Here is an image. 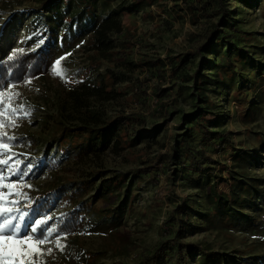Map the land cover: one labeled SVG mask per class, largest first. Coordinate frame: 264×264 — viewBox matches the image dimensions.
Segmentation results:
<instances>
[{"label":"trees","instance_id":"trees-1","mask_svg":"<svg viewBox=\"0 0 264 264\" xmlns=\"http://www.w3.org/2000/svg\"><path fill=\"white\" fill-rule=\"evenodd\" d=\"M34 1L37 12L33 14L34 25L27 37L28 44L34 46L30 49L26 45L14 48L0 58V92L3 93L0 99L5 109L10 110L18 97L6 91V85L23 86L42 79L52 81L58 88L52 101L56 108L53 122L49 127L48 122H44L46 135L36 134L35 137L27 132L15 140H5L11 149L24 150L20 153L24 158L19 161L21 174L31 165V171L17 188L20 193L28 191L25 194L29 196V203L23 212L28 213L33 221L49 218L45 227L55 228V234L64 237L59 243L63 245L62 249L55 245L61 256L59 260L53 257L55 264H94L108 250L116 255L133 252L128 264H193L194 260H198L197 264H246V259L217 255L208 246L184 240L195 212L182 198L164 220L160 238L141 251H137V246L116 229L131 208L135 186L138 188L146 177L156 183L163 175L164 181L171 185L181 176L192 189L203 191L211 208L205 219L211 226L218 221L225 229L231 228L240 215L245 225H259L264 230L263 218L258 215L250 217L243 211L245 207L259 211L264 206V190H260L257 184L259 179L248 177L242 169L249 155L241 156L237 151L233 154L235 163L229 171V191L225 193L218 185L226 180L222 177L226 167L217 168L218 163L210 153L221 147L223 150L233 148V142L229 132L214 130L220 124V115H217L216 106L208 94L215 93L225 81L234 85L236 80L238 86L232 97L242 108L238 111L241 122L247 125L255 122L256 117L253 104L244 93L247 82L244 75L237 72L239 66L244 68L250 64L255 68L256 79L264 87V63L254 64L243 54L242 47H234V41H241L243 32L237 29L236 16L230 9L233 0H171L173 13L183 11L189 23L199 25V28L190 34L192 44L185 54L166 56L165 61L160 56L142 53L140 49L145 47V37H137L130 28H125L120 18L122 11L139 12L160 0ZM247 1L241 0L249 4ZM12 2L6 0V4ZM98 18L101 20L97 22ZM81 34H87L83 46L87 65L79 66L69 75L56 67L53 72L58 46L73 45ZM135 47L138 48L134 50ZM209 55H213L212 59ZM13 56L14 59H9ZM134 56H138L135 61ZM104 64L106 68L101 73L99 69ZM166 66L170 68L168 75L172 79L191 84L187 87L190 97L198 102L191 113L182 115V125L179 126L182 133L176 135L170 149L155 155L145 167L127 173L106 177L98 167L87 172L77 171L75 176L74 170L67 167L70 160L76 164L91 158L98 160L107 151L112 154L128 151L129 156L137 158L134 148L138 144L145 140L146 145L155 142L160 128L150 127L142 110H120L108 115L103 105L131 94L132 99L144 108L149 100L148 83L153 78L161 82L167 75ZM137 71L142 74L141 80H131ZM119 82H125L127 87H117ZM158 87L160 89V85ZM181 88L178 91L182 93L184 87ZM153 92L161 103L153 111L154 116L165 120L163 91L154 89ZM2 118L5 126L0 127V132L9 136L6 131L17 127H8L7 124L16 123L20 127L28 123L29 116L16 119L4 115ZM41 175L45 180L37 183L36 179ZM10 179L15 182L19 176ZM100 227L108 230L112 237L106 250L68 253V247L74 244L71 236L89 234Z\"/></svg>","mask_w":264,"mask_h":264},{"label":"rangeland","instance_id":"rangeland-1","mask_svg":"<svg viewBox=\"0 0 264 264\" xmlns=\"http://www.w3.org/2000/svg\"><path fill=\"white\" fill-rule=\"evenodd\" d=\"M247 2L249 4H245L241 0L230 1V9L236 16V27L243 32L241 41L240 39L234 41V47H242L240 49L243 50V54L247 55L246 57L254 64L264 63V0H248ZM35 6L34 0H13L10 4H6V0H0V58L14 48L26 45L30 49L31 46H34L32 43L28 44L27 37L34 25L32 23L35 20L33 14L37 12ZM173 11L174 4L171 0H160L151 8L141 9L139 12L122 11L120 18L124 22L125 28H130L137 37H145V41H143L145 47L140 49L142 53L160 56V59L165 61L166 56L181 57L185 54L192 44L190 34L198 31L199 28V25L189 23L187 15L183 11L176 12V14ZM99 20L101 18H98L97 22ZM126 23L128 25L125 26ZM86 38L87 34H81L73 45L58 46L55 62L60 60V64H55L56 70L69 75L75 72L79 66L87 65L86 55L83 51ZM137 48L135 47L134 50ZM208 57L212 59L213 55ZM132 59L135 61L138 56H134ZM246 66L244 68L239 66L237 72L240 71L246 78L247 87L243 90L250 104H253L255 122L244 125L240 120L238 111L242 108L232 97L238 86L236 80L234 85L225 81L224 86L216 89L215 93L208 94L216 106L217 115H220V124L214 130L229 132L233 142V148L223 150L221 147L217 152H210L211 157L218 163L217 168L219 166L226 167L222 173V177L226 180L218 185V188L225 193L229 191L228 174L235 163L232 161L235 151L239 152L241 156L249 155L242 169H245L248 177L259 179L257 184L260 186V190H264V87L263 83L256 79L255 68L250 64ZM105 68L106 65H102L99 69L100 72L103 73ZM166 68L167 75L161 82L153 78L148 83L149 100L144 108L132 99L131 94H128L131 97L122 96L103 105L108 115L120 110L126 112L130 109L142 110L147 117L148 125L160 128V134L156 135L155 142L146 145L145 140L138 144L134 148L137 158L129 156L128 151L122 154H112L107 151L98 160L91 158L80 164L70 160L67 162V167L74 170L76 174L72 173L75 176H77V171L87 172L98 167L105 172L106 177L127 173L131 169L145 167L155 155L170 149L173 139L177 134L182 133L179 128L182 125V115L191 113L198 102L190 97V90L187 87L191 84H183L177 78L172 79L168 75L170 68L168 66ZM141 78L142 74L137 71L132 75L131 80L140 81ZM125 85V82H119L117 87L125 89L127 87ZM183 87L182 93L178 91ZM4 89L18 97L16 104L10 108H16L21 104L31 107L28 123L6 131L7 134L14 137L27 132L35 137H37L36 134L46 135L47 129L44 127V122H48V127L51 126L52 116L56 111L52 104L55 94L58 92L55 84L49 80L39 79L23 86L10 87V85H6ZM154 89L163 91L162 104L166 105L167 116L165 120L154 116L153 111L157 110L161 104L154 97ZM246 107L244 106V108ZM48 114L51 116L46 117ZM23 151V148H10L7 155L15 157V160L10 163L15 165V161L24 159L20 155ZM7 155L4 158H7ZM4 167H0V170ZM242 169H237V171L240 172ZM5 175L8 173L5 172ZM44 178L45 176L41 175L36 179V182H44ZM177 180L174 185H171L164 181L163 175L158 177L156 183L149 181L146 177L138 188L135 186L131 208L125 213V217L116 229L126 236L130 243L137 246V251L151 246L160 238L164 220L169 211L178 203L179 198H182L195 212L191 219V227L184 235L186 242L208 246L210 251L217 255L231 256L235 260L246 259V264H264V230L261 226L245 225L243 217L240 215L231 228L225 229L218 221L211 226L205 219V215H210L211 208L204 199L203 191L192 189L181 176H178ZM27 192L19 196L7 197L10 201H16V203L7 205L14 214L23 212L24 206L29 203ZM243 211L247 212L250 217L258 215L264 219V206L259 211L246 209V207L243 208ZM57 236L59 235L54 233L50 242L38 245L40 253L28 256L26 264H55L54 258L57 260L61 258L55 249V245L58 244ZM59 237V243L64 241V237ZM70 239L74 244L72 247H68V253L72 254L84 250L91 253L104 251L112 241L109 231L103 230L102 227L94 229L89 234L73 235ZM49 249H52L50 254ZM132 257L133 252L128 255L125 253L116 255L108 250L106 255L101 256L94 264H128ZM197 262L198 260H194L193 264H197Z\"/></svg>","mask_w":264,"mask_h":264},{"label":"snow or ice","instance_id":"snow-or-ice-1","mask_svg":"<svg viewBox=\"0 0 264 264\" xmlns=\"http://www.w3.org/2000/svg\"><path fill=\"white\" fill-rule=\"evenodd\" d=\"M15 57H9L14 59ZM60 64V60L55 62ZM55 72V66L53 67ZM58 74V73H57ZM11 87V85H10ZM3 93L0 92V98ZM19 114V115H17ZM31 114V107L21 104L16 108L7 110L4 107L3 100L0 99V127L5 126L4 115H11L16 119L26 118ZM8 127H18L16 123L9 122ZM14 136H7L6 133L0 132V166H5L0 170V264H26V258L36 253H40L38 245L50 242V238L57 231L53 227H45L49 218H38L33 221L32 217L26 212L13 213L8 204L16 203L7 199L9 196H19L22 193L17 188L22 185L24 177L31 171V165L28 171L21 174L20 162L15 161V166L10 163L14 161L13 155H7L11 145L5 143V140H15ZM7 155V158H4ZM5 172L8 175H5ZM11 176H19L18 181H11ZM28 187H31L30 185ZM7 191H4V190ZM36 215H39L36 213ZM60 237L57 236V247L63 248L59 244ZM52 249H49V254ZM42 254V253H41Z\"/></svg>","mask_w":264,"mask_h":264},{"label":"built area","instance_id":"built-area-1","mask_svg":"<svg viewBox=\"0 0 264 264\" xmlns=\"http://www.w3.org/2000/svg\"><path fill=\"white\" fill-rule=\"evenodd\" d=\"M128 25V23L125 24V26Z\"/></svg>","mask_w":264,"mask_h":264}]
</instances>
